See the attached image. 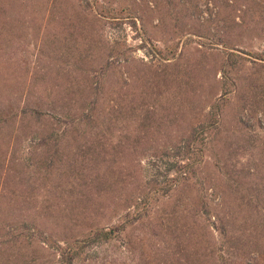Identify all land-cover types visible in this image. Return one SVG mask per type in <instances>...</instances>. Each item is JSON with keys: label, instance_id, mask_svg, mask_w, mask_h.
Segmentation results:
<instances>
[{"label": "trees", "instance_id": "1", "mask_svg": "<svg viewBox=\"0 0 264 264\" xmlns=\"http://www.w3.org/2000/svg\"><path fill=\"white\" fill-rule=\"evenodd\" d=\"M0 1L8 7V0ZM73 1L63 0L78 13L93 8L87 2L76 4L79 10ZM153 4L158 11L159 4ZM167 4L181 14L215 11L223 27L213 44L226 48L222 57L213 52L204 64L192 53L185 69L174 74L184 53L145 38L157 60L138 62L128 57L131 48L106 47L98 62L88 51L64 50L42 61L45 49L62 42V21L68 22L63 17L31 35L40 47L30 71L23 53L28 43L5 47L11 25L1 20L0 82L13 90L12 95L0 91V258L5 264H15L21 255L24 264H74L86 244L119 239L143 219L156 223L164 204L190 225L184 238L190 234L196 240L194 264H233L237 254L246 264L264 260V50L250 52L251 58L232 51L246 44L249 32L264 41V0ZM24 8L32 22L36 10ZM130 20L137 28L138 18ZM86 27L79 29L81 36ZM139 28L148 33L144 25ZM167 95L174 96V109L163 101ZM199 114L203 119L194 125ZM25 118L47 120L48 133L35 123L26 136L18 132ZM4 127L12 133L3 137ZM177 130L181 134L173 139ZM168 150L178 157L168 170L176 174H166L162 182L157 176L144 179L145 154L152 151L150 162L156 163L170 156ZM183 187L193 193L187 201ZM204 237L202 247L198 239ZM177 249L181 255L183 247ZM42 250L49 252L45 261Z\"/></svg>", "mask_w": 264, "mask_h": 264}, {"label": "rangeland", "instance_id": "2", "mask_svg": "<svg viewBox=\"0 0 264 264\" xmlns=\"http://www.w3.org/2000/svg\"><path fill=\"white\" fill-rule=\"evenodd\" d=\"M168 1L169 0H74L72 2V4L75 5H84L90 2L93 8H87L91 11L89 13H78L71 4L67 6L63 0H8V7H4V2L0 1V12L1 9L4 10V8H7V12L4 15H0V24L3 23L2 21H7V24L11 25V41L8 38L5 47L12 48L17 45L28 43V47L23 53L26 55L30 71H32L37 64L36 52L39 49L38 47H40V44H34L30 41L31 35L38 32L41 34L42 27L47 29L53 28L56 24L55 22L61 20L63 17L67 18L68 22L62 21V37L60 38L62 42L55 44V47L52 46L49 49H45V55L42 56V61H48V55L53 54L55 50H64L75 52L73 55L82 51H88L92 56V60L98 62L101 59H105L106 47L122 48L121 51L131 48L132 50L127 55L130 59L137 60L138 62L157 60L155 57L152 59L148 52L151 44L144 42L145 38H149V40L153 39L157 47H171L175 48L178 54L184 53L178 66L173 67L174 70L172 73L174 74H180L181 69H185V66L189 64L188 59L192 53L197 54L199 57L202 56L201 60L204 64L210 59H213V52L221 54L218 56L220 59L227 50H225L226 48L222 45L213 44L214 35H218L220 29L223 27L219 22V17L215 16V11H212V13L204 12L200 14L198 11H194L191 12L190 15L187 14L188 12L181 14L177 13L173 5L169 6L167 4ZM170 1L173 3L176 0ZM203 1L206 3V0ZM153 3L159 4L160 9L158 11H155V7L152 10L154 6ZM24 4H28L36 10V13L30 17L32 22L27 21L29 15H24V11H26ZM203 5L205 8V4ZM76 7L80 10L78 5H76ZM81 8L83 9V7ZM205 10H207V8H205ZM177 15H179L178 19ZM132 16L138 18L137 28L131 23L130 19ZM72 20L74 22H72ZM177 23L178 25L181 24L180 28H176ZM14 25L15 28H12ZM142 25L147 28L148 33L145 34V32L139 28L142 27ZM85 26H87L86 28H88V30H85L84 35L81 36L79 29ZM198 31L202 36H199V34L197 35ZM233 41L236 43V38H234ZM244 41H246V44L233 47L232 51L251 58L250 52L264 50L263 38H260L255 33L249 32L246 36V40L244 38ZM200 50H202L203 53H201ZM209 52H211V54H209ZM248 64L252 65L251 62ZM27 76V83L29 79L32 83V76ZM219 77L220 73L218 72L216 78ZM16 81L17 77H13L11 80L12 87L15 86ZM174 82L175 80L173 81V89L176 84V89H178V83ZM0 86L3 87L1 82ZM0 89V91H4V95H12L13 93L10 86ZM216 92H218V86L212 88L210 94L211 99L212 95ZM78 93L80 96L84 95L82 92ZM163 101L168 106L172 105L171 109H174L177 105L174 96L167 95L163 98ZM245 115L250 116V114L246 112ZM202 119L203 117L199 114L193 122L194 125L198 124ZM34 123L35 125H41V131L46 134L48 132L45 130L48 126H51L50 122L47 120L36 122L35 119L25 118L22 123L19 121L20 126L17 131L24 133L26 136V132L31 129L30 127ZM183 124L184 127L187 126L186 122H183ZM255 129L257 128L255 127ZM1 131L3 132V137L10 131L12 133L11 127H4ZM180 134V130L175 131L173 139L178 138ZM168 139H170L168 143L174 142L171 138ZM5 141H7V138ZM1 142L0 139V143ZM168 152L170 156L156 163H153V161L150 162V154L152 151L145 154L142 160L143 167L141 169L144 179H151L150 181H152L156 179L157 176L162 182L166 174H176L173 170L171 172H168V170L175 164L174 162L177 161L178 157L174 155L172 150H168ZM212 168L213 167H211V170ZM213 171L215 170L213 169L211 172ZM183 188V196L185 197V201H187L191 198L190 196H192L193 193L189 196L191 190L187 187ZM211 191V189L208 190V192ZM158 210L161 212L165 211V213L158 214V218L154 219L156 223L148 219H143L131 223L125 234L119 239L86 244L80 255L75 259L74 264H194L192 261L194 251L196 250V240L194 236L192 235L191 237L190 234H187L188 237L184 238L186 233L190 232L188 229L190 225L184 224L187 221L183 223L178 219L177 213L171 205L166 206L164 204L163 206H159ZM189 222L190 220L188 223ZM111 224H113V222ZM156 224L158 225L157 230L154 228L157 227ZM200 226H203V224ZM155 231L158 232L155 233ZM198 231H200L199 228L197 229V232ZM202 232H204V230H202L201 233ZM176 235L179 237L182 235V238H175ZM198 240H201L200 243H202V247L206 246L205 237ZM177 245L183 247L181 255L178 254ZM172 247L176 250V253H172L173 249L169 251ZM167 249V253H170L171 256L170 261H167V254L165 253ZM40 254L42 255L43 261L47 260L46 257L49 255L48 251L42 250ZM235 260L237 262H233V264H246L247 261L246 258H242L240 254H237ZM252 261L253 263L264 264V260L262 259ZM14 262L15 264H24L22 255L15 259ZM0 263L5 264V259L0 258Z\"/></svg>", "mask_w": 264, "mask_h": 264}]
</instances>
